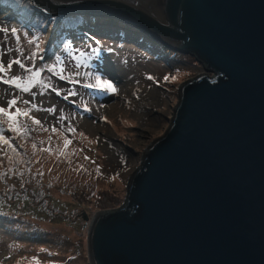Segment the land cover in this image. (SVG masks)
<instances>
[{"label": "water", "instance_id": "1", "mask_svg": "<svg viewBox=\"0 0 264 264\" xmlns=\"http://www.w3.org/2000/svg\"><path fill=\"white\" fill-rule=\"evenodd\" d=\"M139 27L204 71L181 81L122 202L92 214L89 264H264V0H29Z\"/></svg>", "mask_w": 264, "mask_h": 264}, {"label": "rangeland", "instance_id": "2", "mask_svg": "<svg viewBox=\"0 0 264 264\" xmlns=\"http://www.w3.org/2000/svg\"><path fill=\"white\" fill-rule=\"evenodd\" d=\"M12 3L0 2V62L5 67L0 75L27 76L16 64L7 68L21 59L27 67L43 69L47 87L36 84L23 92L0 81V107L7 109V102L16 98L11 112L18 107L30 113L17 118L20 134L9 131L7 117L0 115L3 135L16 148L13 152L0 142V193L14 201L13 207H0L16 219L13 226L37 232L22 239L0 230V264H89V219L122 202L126 179L143 148L168 125L178 84L204 68L192 55L164 50L144 29L117 21L93 24L117 34L113 40L110 34L109 40L54 41L51 24L42 21L28 28L33 20L20 17L21 10L14 14ZM68 15L75 14L63 16ZM118 34L133 40L124 41ZM57 60L61 64L55 72L62 66L65 79L48 70ZM97 76L117 91L84 86L95 83ZM66 140L71 141L67 147Z\"/></svg>", "mask_w": 264, "mask_h": 264}, {"label": "trees", "instance_id": "3", "mask_svg": "<svg viewBox=\"0 0 264 264\" xmlns=\"http://www.w3.org/2000/svg\"><path fill=\"white\" fill-rule=\"evenodd\" d=\"M13 1L12 5L17 8L19 11L20 17L21 15L25 19H32L33 21L31 23L27 24V27L30 28V26H35L39 24L42 21H45V24H51L50 31H51V37H54V41H58L59 38L66 39L67 37L69 39H79L80 41L88 40L90 39H104L109 40V37L104 36L102 33L90 31L85 26L87 25V21L89 23L93 24L94 20H101L104 18H97V17H91V16H84V15H55V16H48L42 14L40 11H38L36 8L30 6L28 0H11ZM116 21V20H113ZM112 40L115 39V36L111 38ZM158 43L157 41H155ZM160 45V43L158 44ZM162 47V45H161ZM56 49V48H55ZM54 49V50H55ZM164 50H167L171 53H174L172 50L164 48ZM190 57V56H188ZM5 192L0 193V205L3 204L5 206L13 207L12 197L4 196ZM2 207H0V230L2 233L6 234L7 236H10L12 238H22V239H31L36 237V233L31 228H22L20 224L17 226H13L12 221L16 220L13 215L11 216L9 213L5 212Z\"/></svg>", "mask_w": 264, "mask_h": 264}, {"label": "snow or ice", "instance_id": "4", "mask_svg": "<svg viewBox=\"0 0 264 264\" xmlns=\"http://www.w3.org/2000/svg\"><path fill=\"white\" fill-rule=\"evenodd\" d=\"M4 31H7V29H5ZM13 33L15 32V30H12ZM17 39H19L17 37ZM33 56H35L36 54L33 53ZM13 64H16L19 66V68L23 69L25 73H27V76L21 77V76H12L11 78H5L4 75H0V81H2L4 84H8L11 86H14L15 88L23 91V92H30L31 88L33 86H35L36 84H42L43 86L47 87L46 84L43 83L42 79H41V72L43 71V69L41 68H32V67H27L21 59H16L14 61H11L7 64V68L11 69L13 67ZM61 62L59 60H57V63L55 65H52L51 67H49V71L54 72V74L59 75L61 79H65L66 77L63 75L64 72V68L61 66L59 69V72H55V69L57 67V65H60ZM79 66V65H78ZM0 73H5V67L3 65L2 62H0ZM79 73H77L78 75ZM149 79H151V77H149ZM165 79H168V77H165ZM87 88H98L100 90L106 91V92H111V93H115L117 91V89L115 88V86L107 80H101L100 77H96L95 78V83H89V84H85L84 85ZM54 91H57V94L59 95V91L56 89H53ZM35 94L33 93V96ZM68 97L66 96L65 99H67ZM25 104H29L31 103L30 101H24ZM8 104V108L5 109L4 107H0V115L6 116L8 121H9V125H8V130L14 133H22V129L21 127L18 125V120L17 118L20 115H23L25 117H28L30 115L29 111H23L20 108H16L15 113L11 112V109L13 108V106H15L17 104V99L13 98L11 100H9L7 102ZM31 107L33 109H38V106L35 103H31ZM86 111H88L89 109L85 108ZM47 111H52V109H47ZM61 119H63V117H61ZM33 123L34 124H41V121L38 119L33 118ZM3 131L4 129L2 127H0V142L4 143L5 145L8 146L9 149H11L13 152H16V148L15 146L12 144V142L7 139L4 135H3ZM24 131H27L26 129H24ZM53 131H55V128H53ZM69 131H74V129H69ZM71 141L70 140H66L65 141V147L68 146V144H70ZM33 147H35V145H33ZM87 159V157H85Z\"/></svg>", "mask_w": 264, "mask_h": 264}]
</instances>
